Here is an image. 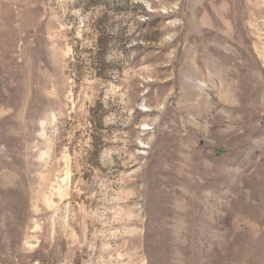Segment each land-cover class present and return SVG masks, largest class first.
Returning a JSON list of instances; mask_svg holds the SVG:
<instances>
[{"label": "rangeland", "instance_id": "374dc122", "mask_svg": "<svg viewBox=\"0 0 264 264\" xmlns=\"http://www.w3.org/2000/svg\"><path fill=\"white\" fill-rule=\"evenodd\" d=\"M0 264H264V0H0Z\"/></svg>", "mask_w": 264, "mask_h": 264}]
</instances>
